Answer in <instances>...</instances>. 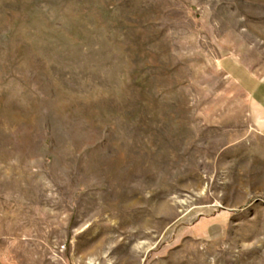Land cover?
I'll return each instance as SVG.
<instances>
[{"label":"rangeland","instance_id":"1","mask_svg":"<svg viewBox=\"0 0 264 264\" xmlns=\"http://www.w3.org/2000/svg\"><path fill=\"white\" fill-rule=\"evenodd\" d=\"M222 60L264 75V0H0V264H264Z\"/></svg>","mask_w":264,"mask_h":264},{"label":"crops","instance_id":"2","mask_svg":"<svg viewBox=\"0 0 264 264\" xmlns=\"http://www.w3.org/2000/svg\"><path fill=\"white\" fill-rule=\"evenodd\" d=\"M222 63L230 75L235 74L244 86L249 117L255 129L264 137V75L257 76L242 71L232 60H222Z\"/></svg>","mask_w":264,"mask_h":264}]
</instances>
